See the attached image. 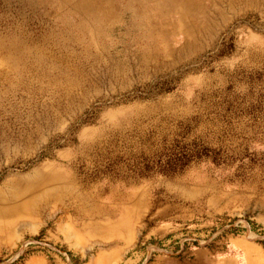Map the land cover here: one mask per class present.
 <instances>
[{"label":"rangeland","instance_id":"1","mask_svg":"<svg viewBox=\"0 0 264 264\" xmlns=\"http://www.w3.org/2000/svg\"><path fill=\"white\" fill-rule=\"evenodd\" d=\"M214 1L201 31L202 10L175 18L185 30L167 40L181 43L158 65L78 87L71 102L56 80L88 70L62 28L71 7L0 0V205L31 189L30 210L0 213V264L65 254L44 232L82 209L107 219L114 194L121 243L155 227L167 233L154 242L221 246L240 233L264 245V0ZM138 189L151 204L126 208Z\"/></svg>","mask_w":264,"mask_h":264},{"label":"bare ground","instance_id":"2","mask_svg":"<svg viewBox=\"0 0 264 264\" xmlns=\"http://www.w3.org/2000/svg\"><path fill=\"white\" fill-rule=\"evenodd\" d=\"M63 1L71 7L61 19L62 28L66 26L70 28V35L66 40L67 46L72 51L73 45L78 43L82 54L80 62L88 68V70H77L74 77L64 80L61 78L63 84L54 79L56 84H59V88L68 91V100L71 102L77 96L74 89L78 87L109 78L114 80L120 73L133 71L135 67L146 68L150 63L158 65L170 54L172 44L177 46L181 43L180 40L173 42L167 40L170 32L181 33L185 28L186 24H176L175 18L177 17L180 23H186L193 20L194 12L198 9L202 10L204 14L199 17L204 20L199 26L201 31V27L205 28L203 25L206 21L211 20L210 11L213 5L212 3L209 12L206 13L203 0ZM121 27L125 29L124 33H121ZM192 31L189 29L185 33ZM52 46H61V44L57 42ZM133 56L137 59L136 63L133 62ZM33 65L39 66V60ZM29 193H31L30 188L20 195L17 194V198L4 200L0 205V213L19 214L30 210L31 203L27 198H22Z\"/></svg>","mask_w":264,"mask_h":264},{"label":"crops","instance_id":"3","mask_svg":"<svg viewBox=\"0 0 264 264\" xmlns=\"http://www.w3.org/2000/svg\"><path fill=\"white\" fill-rule=\"evenodd\" d=\"M123 200L126 208L135 210L152 202L148 189L132 191ZM111 206L107 219L104 210H98L95 216L83 209L80 215H65L64 224L44 233L66 253L50 257L30 254L23 264H264V245L240 233L226 234L221 246L189 244L182 253L169 255L160 252L158 242L151 239L164 236L167 230H125V241L121 243L124 231L120 224V197L115 199L114 194Z\"/></svg>","mask_w":264,"mask_h":264},{"label":"built area","instance_id":"4","mask_svg":"<svg viewBox=\"0 0 264 264\" xmlns=\"http://www.w3.org/2000/svg\"><path fill=\"white\" fill-rule=\"evenodd\" d=\"M188 239L193 240H197L198 239L194 238V237H181V235H177V234H170L168 236H166L163 239H160L158 241V250L162 253L165 254H178V253H182L185 249V244L184 242H186ZM35 243H39L41 244L42 242L38 239L36 241H32ZM55 252L56 253H62V251L60 249L55 248ZM20 256V255H19ZM18 256V257H19Z\"/></svg>","mask_w":264,"mask_h":264}]
</instances>
